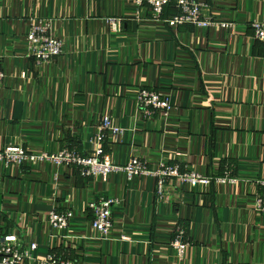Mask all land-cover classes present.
Returning <instances> with one entry per match:
<instances>
[{
	"label": "crops",
	"instance_id": "0c3cea01",
	"mask_svg": "<svg viewBox=\"0 0 264 264\" xmlns=\"http://www.w3.org/2000/svg\"><path fill=\"white\" fill-rule=\"evenodd\" d=\"M203 14L228 28L172 27L136 0H0V150L32 153L76 148L91 153L108 117L123 129L103 148L114 162L135 155L155 167L180 162L235 184H184L172 178L160 200L157 179L113 173L84 178L75 167L43 161L0 162V238L38 244L22 264L49 254L72 264H264V42L250 23L264 19V0H197ZM51 19L64 54L39 63L28 54L31 19ZM117 22L119 29L113 27ZM168 95L172 108L146 113L140 89ZM116 197L113 234L92 228L90 200ZM54 209H73L67 233L54 237ZM183 231L182 257L172 245Z\"/></svg>",
	"mask_w": 264,
	"mask_h": 264
},
{
	"label": "built area",
	"instance_id": "2783aa9c",
	"mask_svg": "<svg viewBox=\"0 0 264 264\" xmlns=\"http://www.w3.org/2000/svg\"><path fill=\"white\" fill-rule=\"evenodd\" d=\"M137 13L149 10L153 17L162 20L166 10L171 4L175 7L176 13L163 20L168 25L176 27L179 25L191 24L200 28H228L232 23L221 22L213 17L203 14L202 3L197 0H136ZM250 26L253 30L254 38L264 42V19H254ZM113 27L118 30V23L113 22ZM28 54L36 58L39 63L50 62L55 57L61 56L65 51V42L56 36L51 19L36 17L31 19L27 32ZM0 57V86L6 81V72L1 63ZM137 105L146 110V113L163 111L168 116L172 104L168 95H162L155 89L142 88L137 93ZM99 143L91 153L80 152L76 148H61L50 153H32L19 145L9 144L0 150V162L6 168L23 166L25 163L38 164L43 161L52 162L59 167H75L84 178L99 177L107 181L113 173H123L128 179L137 176H153L157 179V193L160 200L164 199L165 187L172 178H179L182 183L196 186L198 184L209 186L212 183L235 184L238 179L232 178L228 173L224 176L210 177L202 175L196 171L182 167L180 162L167 163L160 161L155 167L141 157L132 155L125 163L114 162L112 156L103 148L104 140L107 136L121 137L123 129L114 125L106 117L97 127ZM264 189V179L259 181ZM119 204L116 197H99L88 202L87 208L92 215V228L101 237L108 239L113 234V210ZM256 211L264 215V191L256 198ZM75 217L73 209H54L49 213L47 223L51 229L58 233L54 237H69V230L72 220ZM183 231L178 235L172 245L180 257L183 256L186 243ZM38 244L29 242L27 247L17 235L0 238V264H22L30 256V250H36ZM46 264H72L70 260H60L56 254L48 255Z\"/></svg>",
	"mask_w": 264,
	"mask_h": 264
},
{
	"label": "trees",
	"instance_id": "16d2710c",
	"mask_svg": "<svg viewBox=\"0 0 264 264\" xmlns=\"http://www.w3.org/2000/svg\"><path fill=\"white\" fill-rule=\"evenodd\" d=\"M171 7H172V8H175V7L171 4V6L167 8V10H168L169 8H171ZM167 10H166V12H167ZM175 10H176V9H175Z\"/></svg>",
	"mask_w": 264,
	"mask_h": 264
}]
</instances>
